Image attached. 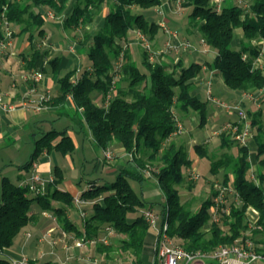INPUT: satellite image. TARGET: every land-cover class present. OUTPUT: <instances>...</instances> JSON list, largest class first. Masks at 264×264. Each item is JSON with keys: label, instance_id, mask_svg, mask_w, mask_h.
Here are the masks:
<instances>
[{"label": "trees", "instance_id": "obj_1", "mask_svg": "<svg viewBox=\"0 0 264 264\" xmlns=\"http://www.w3.org/2000/svg\"><path fill=\"white\" fill-rule=\"evenodd\" d=\"M108 0H7L6 17L13 24L20 26L19 32L42 35V28L47 18L45 8L55 15L66 14L64 26L90 23L101 14ZM165 1L176 0H112L107 13L101 17L98 29L86 37L88 43L86 55L89 67L75 76L77 69L60 75L56 70L59 57L48 61L53 75L57 76L58 95L55 102L63 103L71 97L75 108L82 113V128L86 126L96 145L106 149L112 143H118L124 152L132 154L128 164L118 169L114 181L101 184L92 182L89 188L79 196L84 200L95 201L84 218V229L76 235L85 234L86 238L97 237L103 226H111L123 235L119 249L128 251L136 258L141 255L149 230L147 221L141 214L143 209H151L132 188L130 180L143 181L148 171L157 181L164 193L166 206L162 210V221L166 220V234L188 251L213 252L219 246L237 242L250 237L256 248L264 252V131L259 119V111H248L251 125L255 127L252 139L257 144L254 155L259 169L255 171L259 184L249 177L251 159L247 146L238 145L237 154L222 152L213 158L210 171L217 174L224 169L221 185L232 184L239 195V204L226 197L218 212V222L213 217L216 188L212 185L211 195L193 210L189 204L181 201L179 186L186 181L184 169L191 167L184 145L174 141L164 142L174 129L177 112L186 114L196 112L199 126H203L208 117L207 101L192 95L195 79L199 76L201 65L191 62L183 66L179 59L170 57L169 61L150 62L144 49L142 70L132 58L131 51L124 43L133 30L147 36L151 42L157 34L159 23L149 21L143 13H136L132 7L149 9L160 6ZM188 8V21L196 28V33L203 38L206 46L216 54L205 62L208 70L218 72L223 83L231 90L255 92L264 88V69L252 67L253 59L259 54L264 40V0H251L248 6H242L233 0H182ZM220 3V8L217 4ZM31 7L38 10L31 11ZM157 11V10H156ZM32 24V28L29 25ZM237 30H241L244 40L240 48H233ZM85 40V39H84ZM84 43L80 47L84 48ZM123 53L121 76L115 82L114 97L107 107L94 101L97 93L104 94L111 87L113 63ZM41 50L34 48L31 62L43 56ZM243 54L248 58L244 59ZM30 63L32 64L34 63ZM44 72V68H40ZM179 118V117H178ZM60 137L54 145L52 142ZM220 148L237 144L233 134L220 133ZM34 151L30 160L21 166L28 169L43 152L56 150L67 155L75 149L72 138L65 131L49 130L35 139ZM198 157L208 156L207 147L195 144ZM157 161L155 169H149L148 162ZM63 173L58 166L53 168V179L48 183L47 192L31 191L26 185L12 182L3 176L0 181V264H12L3 253L9 249L21 229L29 224L35 215L30 213L33 202H41V211H51L70 230L74 224L65 216V206L74 203V196L61 188ZM194 187L193 182L188 188ZM32 192V196L28 193ZM59 202L64 206H54ZM85 207V212H87ZM255 208L258 213L259 228H248L247 209ZM227 209V211H224ZM103 244V243H97ZM104 245V244H103ZM31 264L37 263L29 260Z\"/></svg>", "mask_w": 264, "mask_h": 264}, {"label": "crops", "instance_id": "obj_2", "mask_svg": "<svg viewBox=\"0 0 264 264\" xmlns=\"http://www.w3.org/2000/svg\"><path fill=\"white\" fill-rule=\"evenodd\" d=\"M168 3L169 1H165L160 6L153 7V10L156 11L158 7H164L165 5H168ZM161 20H165V18L160 17L157 18L156 21L159 22ZM45 24L47 23L45 22L42 27L44 32L41 39L45 38V40L48 41V45L41 50V52L44 53L43 56H40L35 60V62L32 61L34 63L32 66L30 65V63H32V52L39 39L28 38L27 36L20 39V36H18L19 26L17 24H13L17 31H14L13 33L15 39L12 46H10L8 50L0 56V89L4 93L5 101L8 104L14 105V109L8 111L0 107V181L3 176H6L12 182L24 185L33 173V169L30 166L26 170L22 169L21 166L30 160L35 147V139H38L43 133L49 130L56 129L53 126V121L55 119H61L69 115L68 111L64 109L65 106H68V109L71 108L73 110H77L71 97H67L63 103L55 102V98L58 95L59 85L57 83V76L55 77L53 75L48 61L53 57H59V64L56 70L60 71V75H63L65 72L75 68L77 69L75 76H77L82 67L80 64V58L74 50L59 48L60 41H55L53 39L51 27L56 26L61 28V25H58L59 23H56L55 25L48 23L49 26L47 30H45ZM48 29L50 33L48 32ZM155 36L156 38L153 42H156L155 47L158 48L162 46L165 36L159 28ZM181 37L183 36L181 35ZM197 37L200 39L199 35ZM131 40L135 41L134 37H132ZM239 41V39H236L234 44L240 45L241 43ZM195 45L197 47L195 51L190 52V55L188 56H185V52H182L178 55V59L182 62L183 66H187L191 62L201 65L200 74L194 81L191 93L199 99L202 98V100H206L207 103H210V112L208 113L207 120H212L213 126H216V128L212 130V134H216V131L223 124L225 125L227 122L237 121L226 119L225 122L221 124L219 123L222 116L221 114L225 112L227 113L228 111H224L225 109L216 106L207 99L208 82H210L212 95L214 96L213 89L220 94L219 97L217 96V99L225 101L229 104L239 103L245 107L247 112L251 111L253 113L259 111V119L261 121V127L264 131V88L254 92L258 94V98L256 100L248 98L245 95L247 92L226 89L222 76L216 71L208 70L205 65V62L214 58L216 54L215 50L208 46L200 45L199 43ZM71 46H73V48L76 46V50L79 52L80 44ZM203 48H206L207 51L205 52ZM33 68H44L45 70L43 72L42 81L36 84L29 83L23 79V75L28 73ZM100 95V93L96 94L94 98L96 103L98 102ZM41 96L48 97V100L45 102L46 106L40 111H34L31 108V105L36 103ZM24 101H31L28 108L23 107ZM180 114L188 118L191 126L199 127L198 115L194 113L192 114L191 112ZM179 115L178 117L183 123L186 132L187 128L182 120L184 118L181 119ZM80 125L82 128L83 126L81 123ZM67 129V133L72 138L76 148L79 143L78 135L73 132L74 129L72 132H70L71 130H69V128ZM254 133L255 127L253 128V134ZM85 138H87V136L84 137V141ZM59 140L60 137H57L52 144L54 145ZM84 141L82 145L84 144ZM207 141L208 139L202 141L199 137H196V144H204ZM93 142L95 143V141ZM94 143L90 144L91 147L95 146L96 143ZM186 144L188 143H185V147ZM193 147L187 146V151L190 153L188 157L192 160V168H194L199 162L198 156ZM247 147L251 159V169L256 171L260 167L254 157L258 146L252 137ZM109 148L121 153L119 160L116 159V161H112L110 165L106 164L107 161L105 159L103 161V168L106 169L104 174L106 176H113L117 173L118 169L128 164V156L118 143H112ZM101 152H103V149H101ZM67 158L73 161L71 154L62 155L59 154L58 151L54 152L52 150L50 152H43L36 158L34 162H36L37 167L34 172H38L44 180L45 184L42 189L43 193L47 192L48 183L51 179H53L54 166H58L63 173L61 188L70 192L74 197L79 196L82 191L89 188V185L92 182L87 181V185L82 187L81 184L83 182V178L80 180V184L78 183L80 186L75 185L74 179H78V173L75 172L74 165L70 167L67 164ZM99 166L100 163L97 161L96 168ZM261 170H264V165L261 166ZM99 179L104 178L101 176ZM94 183L101 184V182L96 181H94ZM52 204L57 207L64 206L59 202H52ZM32 205L35 209H32L30 213H33L35 218L21 229L19 234L15 237L12 246L3 252V255L8 259H19L24 257L29 260H34L37 263L47 262L48 264H63L65 261L70 264L160 263L156 255L155 243L158 229L162 223L161 214L160 218L156 222V225L154 227H149L141 255L136 258L130 252L119 249V241L124 236L116 233L114 230L108 238V243L104 245L86 243L82 247L75 246V239H80L81 237L86 236L85 234H81L79 236L76 235L77 231L84 229L85 221L80 215L81 207L77 206L75 203L71 206H65L64 209L65 216L74 224V228L70 230L63 228L62 223L59 222L57 216L53 212L41 211V202L36 201V204L32 203ZM88 207L87 211H89ZM103 231L104 226L98 231L96 236L101 235ZM47 232H50V236L42 239L43 234ZM26 233H30V237L27 238ZM33 234L36 235L35 238H32ZM43 243L45 246H42ZM24 251L28 252V254ZM179 264H185V262L180 261ZM251 264H264V261L257 260Z\"/></svg>", "mask_w": 264, "mask_h": 264}, {"label": "rangeland", "instance_id": "obj_3", "mask_svg": "<svg viewBox=\"0 0 264 264\" xmlns=\"http://www.w3.org/2000/svg\"><path fill=\"white\" fill-rule=\"evenodd\" d=\"M21 1L26 2L27 0H21ZM233 2L246 7L250 4L251 0H233ZM111 5H112V0H108L106 5L103 7L101 14L97 15L96 18H94V20L90 23L89 22L80 23L79 25H75V26L73 25L70 27L64 26L63 19L66 16V14L64 13H62L59 16L60 18L55 17V18L46 20L47 24H45V30H47L49 26L48 23H51L53 25H55L56 23H59L58 25H61V28L60 27L58 28L56 26L51 27L52 33H53L52 37L55 41H60L61 47L59 46V48H63L67 50L71 49V50H74L76 54H78L80 61H81L80 64L82 66V67L80 66L81 67L80 71L86 69L90 63L89 58L86 55L89 42L84 43L86 41V37H88V35H91L98 29L99 24L101 22V17L105 13L108 12ZM158 9L160 10V12L158 10L157 11L153 10V8L152 9L151 8L141 9L136 6L132 7V10L134 12L143 13L145 18L148 19L149 21H155L157 23L156 21L157 18L164 17L167 23V26L170 29L177 31L180 34V36L182 35L183 37L190 38V40H192L194 44L199 43V37H197L198 34L196 33V28L193 27L188 21L187 15H188L189 9L184 7L182 3H176V2L169 1L168 5H165L164 7H158ZM37 10H38L37 8L31 7V11L36 12ZM46 10L47 8H45V11ZM10 24H12L13 26V33L14 31L16 32L17 31L16 27L14 28V25L12 22H10ZM29 27L32 28V24H30ZM19 29H20V26H19ZM34 30L35 29L32 28V31ZM48 32L50 33L49 29H48ZM18 36H20V39H22L23 37H26V36L28 37V33L19 32ZM41 36L42 35H39L38 33H34L32 38L41 40ZM129 37L131 38L134 37L135 41L131 40V38H128L127 41L124 43V45L129 47L131 54H132V58L137 62L139 67L145 71L146 69L144 65L142 64L144 48L141 42L136 38L135 34L132 33V31L130 32ZM155 38L156 36L152 40L154 41ZM14 39H15L14 36H12L13 41ZM236 39L237 40L239 39L240 41L244 40L241 30H237ZM42 40H44L48 45V41L45 40V38H42ZM80 43H84V48L79 47V52L76 50V46L75 48L71 46V45H77V44L79 45ZM155 45H156V42L154 43V46ZM44 48L45 46L43 47V49ZM233 48L238 49L240 48V46L233 44ZM43 49L41 48L39 50H43ZM188 55H190V51L185 52V56H188ZM169 56L172 57L173 59H178V56L176 54L172 53V54H169ZM188 65H190V63ZM225 88L229 89L227 86H225ZM213 93L216 98L220 96V94L215 89H213ZM210 106H211L210 103H207V113L210 112ZM64 109L68 111L69 115L61 119H55L53 121L54 123L53 126L54 128H56L55 130L65 131L67 135H68L67 128L71 130L70 132H72V130L74 129L73 132H75V134L78 135L79 143L77 147L73 150V152L70 153L71 156L73 157V161L67 158V161H68L67 164L70 167L74 165L75 172L78 173V179L77 180L74 179L75 185L80 186L79 182L82 178H83L82 179L83 182L81 184L82 187H85L87 185V181H90V182L96 181V182H101V183H104V182L110 183L114 181L116 174L113 176H106L104 174L106 169L103 168L104 166L103 152H101V149L93 142L94 140L92 139L93 137H92L91 132L86 126H84V129L81 128L80 123L81 124L84 123L82 113L77 110H73L71 108L68 109V106H65ZM191 113L198 115L196 112H193V111H191ZM232 113L229 111L227 113L226 112L222 113L219 123L221 124L225 122L226 119L238 121L239 120L238 115L234 112ZM177 114L179 115L178 112ZM179 116L181 117V119L184 118L182 120L185 124V127L187 128L186 132L184 129L181 134L173 136L169 138L167 141H165L164 145H166L171 140L174 141L178 145L182 144L185 146V143H188L186 144V147H185L187 151V146L193 147L196 144V137H199L202 141L205 139H208V141L203 144V145H206L207 147L208 156L198 157L199 162L194 168L190 167L188 169H184L186 181L183 182L179 186V191L181 194V201L186 202L187 204L191 206L193 210H196L200 206L201 202L206 197H209L211 195L212 185L213 186L215 184L219 185L223 181L224 169H220L217 174H214L213 172L210 171L211 163L214 160L213 158L219 157L222 154V152H228V153H232L236 155L238 152V144L231 145V147H228V148H223V149L220 148L219 146L221 143L220 133L224 131L223 129L224 124L218 130L216 129L217 130L216 134L213 135L212 130L216 128V126H213L212 120H207L203 126L194 127V126H191L188 118H186L184 115L180 114ZM263 117H264V113H263ZM85 136H87V138H85V141H84ZM83 141H84V144L82 145ZM91 143H94L95 146L91 147L90 145ZM107 148H109V146ZM52 151L56 152V150H52ZM113 153L116 155V157L112 161L114 160L116 161V159L119 160V156L121 155V153L114 151V150H113ZM189 154H190L189 151H187L188 156ZM97 161H99L100 166L96 168ZM112 161H107L106 164L110 165ZM148 164H149V167H148L149 169L151 168L155 169L157 166V161L148 162ZM192 171H194V173H197L199 175L197 179H193L191 177ZM253 172L255 173V171ZM101 176L104 179H99L101 178ZM190 182H193L194 184V187L192 189L188 188V183ZM130 184L132 188L136 191V193L145 202L152 205V208L155 210V212L159 214L162 213V210L164 209V206H166L167 201H166L164 193L158 187L157 181L153 176L145 175V178L141 182L130 180ZM263 187H264V184H263ZM28 195L32 196L33 194L32 192L31 193L29 192ZM33 204H36V201L33 202ZM90 205H87V206H90ZM32 209H35L33 205H31L30 207V210ZM84 209L85 208L82 207V211ZM86 213H89V211H87ZM35 237L36 235L33 234L32 238H35ZM42 246H45L44 243L42 244ZM25 253L28 254V252H25Z\"/></svg>", "mask_w": 264, "mask_h": 264}, {"label": "built area", "instance_id": "obj_4", "mask_svg": "<svg viewBox=\"0 0 264 264\" xmlns=\"http://www.w3.org/2000/svg\"><path fill=\"white\" fill-rule=\"evenodd\" d=\"M0 0V56L5 53L10 46L13 44L12 36H13V26L10 24L11 21L6 17V8L7 4ZM7 1V0H4ZM219 2V0H216ZM176 3H181L182 0H176ZM217 8H220V3L217 4ZM159 12L160 10L157 9ZM43 14L47 19L52 18H60L56 16L52 10L47 9L43 11ZM62 21V20H60ZM162 33L165 36V40L162 43V46L156 48L151 40L145 36L142 32L138 30H133L136 38L141 42L143 48L146 50L148 55V60L150 62L156 61H169V54L180 55L182 52L186 51H195L197 49L196 45L190 40V38L181 37L180 34L170 29L167 26L165 20H161L158 22ZM262 44L259 54L253 59L252 67H258L264 69V40L259 42ZM199 44L206 46V43L203 38L199 39ZM47 46V43L44 40H39L35 44V48L43 49V47ZM206 52L207 49L203 48ZM243 58H248L247 54H243ZM177 60V59H175ZM123 63V53L120 54L119 58L116 59L113 63L112 69V81L110 89L101 94L98 99V104L104 107H107L110 103V100L114 97V87L116 85V81L121 76V65ZM23 79L29 83L36 84L42 81L43 72L40 68H33L28 73L23 75ZM245 95L252 99L256 100L258 98V94L254 92H247ZM207 99L210 100L216 106L223 108L229 112H234L238 115L239 120L237 122H227L223 129L224 131L230 132L233 134V138L236 143L240 146H248V143L253 136V127L251 125V120L247 115V111L245 107L241 104H229L225 101H221L215 98L211 93L210 82H208L207 89ZM48 100V97L41 96L36 103L31 105V108L34 111H40L45 108V102ZM31 101H24L23 107L28 108L30 106ZM0 107L4 110L14 109L13 104H8L5 101L4 93L0 89ZM175 126L172 130L169 138L179 135L183 132L184 126L178 116H174ZM103 156L106 161H112L116 155L113 153V149H103ZM129 159L133 158L132 154L127 153ZM37 167L36 162L31 164V168L33 169V173L29 177L28 181L24 184L28 186L31 191L40 192L43 191L44 180L39 175L38 172H34ZM249 177L253 179L257 184H259V180L252 169H250ZM146 176H152L148 171L145 172ZM191 177L193 179H197L199 175L191 172ZM52 180V179H51ZM50 180V181H51ZM214 187L217 190V194L214 197V208H213V217L211 221L218 222V212L219 209L222 208V204L225 201V198H231L236 204H239V195L233 188L232 184L229 183L227 186L221 184H215ZM95 201L92 200H84L80 196L74 197V203L81 207L80 215L85 216L86 212L82 207H86L87 205L93 204ZM227 211V209H224ZM247 217H248V228L249 230L253 228H259L258 225V217L259 213L255 208L249 207L247 209ZM142 216L147 221L149 227H154L156 225L157 220L160 218V214L155 212L154 209H143L141 211ZM167 228L166 220L162 221L160 228L158 229L157 239L155 243V251L157 258L159 259V264H179L180 261H184L185 264H251L257 260L264 261V252L259 251L256 246L259 244H255L254 241L250 237H246L244 239L238 240L237 242L227 244L224 246H219L213 252H192L188 251L182 246L175 243L173 239H171L165 232ZM113 228L111 226H104V231L101 235L93 238L81 237L80 239H75V246L82 247L86 243H108V238L112 234ZM50 236V232L43 234L42 239ZM26 237H30V233H26ZM3 253V252H1ZM12 264H31L29 259L21 257L19 259H10ZM63 264H70L65 261Z\"/></svg>", "mask_w": 264, "mask_h": 264}]
</instances>
